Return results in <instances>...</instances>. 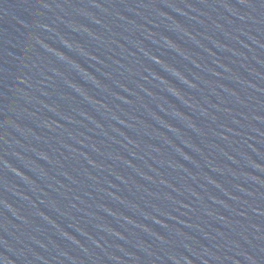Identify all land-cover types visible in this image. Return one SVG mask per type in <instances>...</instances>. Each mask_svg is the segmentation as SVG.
<instances>
[{
    "label": "water",
    "instance_id": "water-1",
    "mask_svg": "<svg viewBox=\"0 0 264 264\" xmlns=\"http://www.w3.org/2000/svg\"><path fill=\"white\" fill-rule=\"evenodd\" d=\"M0 264H8L5 262L4 258L2 257V255L0 254Z\"/></svg>",
    "mask_w": 264,
    "mask_h": 264
}]
</instances>
